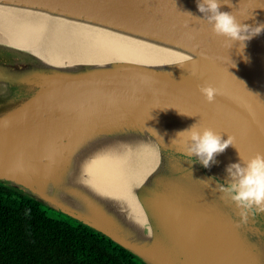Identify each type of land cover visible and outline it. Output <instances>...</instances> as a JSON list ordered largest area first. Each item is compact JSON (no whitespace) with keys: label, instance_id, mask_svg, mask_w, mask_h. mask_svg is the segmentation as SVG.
Here are the masks:
<instances>
[{"label":"water","instance_id":"95a60500","mask_svg":"<svg viewBox=\"0 0 264 264\" xmlns=\"http://www.w3.org/2000/svg\"><path fill=\"white\" fill-rule=\"evenodd\" d=\"M47 2L55 9L75 4L91 11L103 8L117 14L125 12L124 3L129 4L128 8L148 3L203 29L204 33L189 31L188 36L199 38L204 52L193 55L200 61H195L199 68L185 60L184 67L176 63L163 68L133 62L102 64L94 59L58 66L37 52L1 45L0 63L16 62L72 76L76 90L63 109L65 115L53 118L33 83H25L16 73L0 66V88L12 89L37 106L36 110H0V183L87 226L144 264H264V213L250 215L246 225L237 227L235 206L213 193L217 183L228 180L226 167L239 162L237 149L246 159L264 153V32L247 41L243 51L239 43L226 45L222 37L212 33L211 25L198 19L203 18L197 8L198 0H0L13 8L26 9L43 8ZM230 3L231 7L223 5L221 11L231 12L237 20L251 26L264 24V0ZM164 27L176 35L187 33L168 21ZM216 58L223 64L227 59L237 60L244 69H206V64L219 65ZM199 79L219 89L214 103L206 102L200 94L203 84ZM119 102L130 104L149 121L159 142L160 173L143 199L150 228L138 221L136 210L130 207L117 206L111 211L114 229H110L40 192L53 180L67 182L61 171L68 158L80 149L83 127L103 119ZM197 122L201 128L220 133L222 139L228 135L234 138V146L216 155L215 162L207 168L198 158L186 154V138L176 136ZM210 178L208 187L197 181Z\"/></svg>","mask_w":264,"mask_h":264},{"label":"bare ground","instance_id":"6f19581e","mask_svg":"<svg viewBox=\"0 0 264 264\" xmlns=\"http://www.w3.org/2000/svg\"><path fill=\"white\" fill-rule=\"evenodd\" d=\"M50 3L31 9L0 3V47L5 44L28 49L58 66L94 59L102 64L133 62L163 68L176 63L184 67L185 60L199 68L195 63L199 59L193 55L204 52V47L199 38L188 33L204 30L176 14L160 12V7L148 3L143 7L138 3L128 8L129 4L124 3L125 12L117 14L103 8L91 11L75 4L55 9ZM165 21L179 29L183 27L187 33L176 35L177 32L164 27ZM175 54L179 55L177 60L173 58ZM216 60L219 65L206 64L205 68L244 69L237 60L227 59L224 64ZM0 66L16 73L25 83H33L53 118L65 115L63 109L76 90L74 77L16 62H2ZM36 107L16 91L0 88V110H36ZM152 128L134 107L119 102L103 119L83 127L81 147L61 171L67 182L53 180L48 188L44 185L41 195L93 217L110 229H114L111 211L117 206L130 207L136 210L138 221L150 228L143 199L160 173L159 142Z\"/></svg>","mask_w":264,"mask_h":264},{"label":"trees","instance_id":"16d2710c","mask_svg":"<svg viewBox=\"0 0 264 264\" xmlns=\"http://www.w3.org/2000/svg\"><path fill=\"white\" fill-rule=\"evenodd\" d=\"M0 264H144L87 226L0 183Z\"/></svg>","mask_w":264,"mask_h":264},{"label":"clouds","instance_id":"9594fccd","mask_svg":"<svg viewBox=\"0 0 264 264\" xmlns=\"http://www.w3.org/2000/svg\"><path fill=\"white\" fill-rule=\"evenodd\" d=\"M223 5L231 7L230 0H198L197 8L203 14V18H197L211 25L212 33L222 37L226 45L239 43L240 50L243 51L247 41L264 32V24L251 26L242 23L233 13L221 11ZM188 14L192 16L191 13ZM232 66L235 67V64ZM199 91L208 103H214L220 94L219 89L212 84L200 86ZM176 136L186 138V154L198 158L205 168L215 162L216 155L223 153L229 146H234L233 137L228 135L227 139H222L220 133L211 128H201L198 122L179 131ZM237 151L239 162L230 163L226 167L228 180L225 183H217L213 193H219L221 200L235 206L239 217L236 226L240 227L249 222L250 215L264 213V153H257L246 159L241 156L238 149ZM211 179L197 181L204 182L208 187Z\"/></svg>","mask_w":264,"mask_h":264}]
</instances>
